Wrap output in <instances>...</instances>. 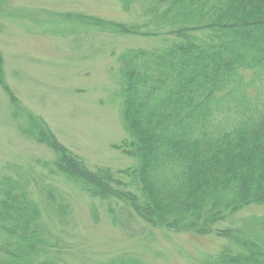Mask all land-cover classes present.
Segmentation results:
<instances>
[{"label": "trees", "instance_id": "trees-1", "mask_svg": "<svg viewBox=\"0 0 264 264\" xmlns=\"http://www.w3.org/2000/svg\"><path fill=\"white\" fill-rule=\"evenodd\" d=\"M119 1L136 21L47 13L53 34L61 22L74 25L64 37L85 26L159 40L117 59L127 136L114 148L133 164L92 169L42 117L29 115L22 131L54 158L43 160L45 176L8 165L0 177V264H65L71 204L44 186L48 176L73 181L94 201L93 217L99 221L101 210L127 237L146 228L215 235L223 243L201 264H264V100L241 108L236 98L248 99L250 82L264 81V0ZM6 2L0 16H16ZM3 61L0 51V80ZM5 89L16 105L15 92ZM221 108L239 115L216 133ZM250 208L262 211L241 214ZM101 264L148 263L121 253Z\"/></svg>", "mask_w": 264, "mask_h": 264}, {"label": "rangeland", "instance_id": "rangeland-1", "mask_svg": "<svg viewBox=\"0 0 264 264\" xmlns=\"http://www.w3.org/2000/svg\"><path fill=\"white\" fill-rule=\"evenodd\" d=\"M6 6L17 15L0 16V51L4 56L0 177L8 165L34 169L45 176L43 160L54 158L50 149L22 131L31 114L42 117L60 141L90 168L118 170L132 165L131 157L114 148L127 136L117 95V59L128 48H150L160 45L159 40L85 26L76 27L77 34L64 37L63 33L74 28L66 22L59 23L58 33L53 34L47 11L85 12L120 22L136 21V13L124 11L119 0H7ZM260 78L254 84L250 76L246 78L251 84L247 89L249 98L236 96L241 108L264 100V81ZM5 86L15 92L19 100L16 105ZM225 112L221 108L215 114L212 130L216 133L229 129L239 115ZM44 186L57 189L56 194L60 192L71 204V220L62 233L69 251L63 256L65 264H101L121 253L135 255L148 264H201L223 243L215 235L152 228L144 229L141 236L127 237L101 210L99 221L93 217L94 201L73 181L48 176ZM261 211L250 208L241 214Z\"/></svg>", "mask_w": 264, "mask_h": 264}]
</instances>
